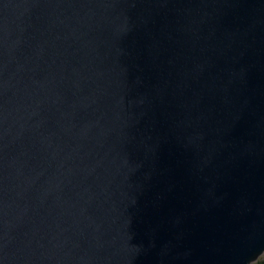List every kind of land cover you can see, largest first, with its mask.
I'll return each mask as SVG.
<instances>
[{"label": "water", "instance_id": "water-1", "mask_svg": "<svg viewBox=\"0 0 264 264\" xmlns=\"http://www.w3.org/2000/svg\"><path fill=\"white\" fill-rule=\"evenodd\" d=\"M264 256V0H0V264Z\"/></svg>", "mask_w": 264, "mask_h": 264}, {"label": "trees", "instance_id": "trees-1", "mask_svg": "<svg viewBox=\"0 0 264 264\" xmlns=\"http://www.w3.org/2000/svg\"><path fill=\"white\" fill-rule=\"evenodd\" d=\"M253 264H264V256L261 257L258 261H256L255 263Z\"/></svg>", "mask_w": 264, "mask_h": 264}]
</instances>
